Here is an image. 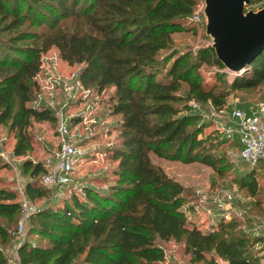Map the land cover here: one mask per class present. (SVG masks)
<instances>
[{
    "label": "trees",
    "instance_id": "16d2710c",
    "mask_svg": "<svg viewBox=\"0 0 264 264\" xmlns=\"http://www.w3.org/2000/svg\"><path fill=\"white\" fill-rule=\"evenodd\" d=\"M198 5L199 0H0V125L14 133V155L32 148L33 122H57L50 107L32 104L41 54L52 47L68 63L82 64L85 86L99 93L113 87L110 111L119 117L117 141L109 149L111 173L80 190L69 186L68 198L57 199L53 187L42 183L45 162H23L26 198L32 204L45 200L27 218V235L38 239H23L19 264H171L160 244L170 240L184 242L193 262L214 252L227 264H264V235L253 230L260 215L248 208L250 226L220 218L203 231L189 217L190 193L151 158L154 153L201 162L223 175L225 157L215 150L229 138L220 128L206 135L212 121L189 102L221 109L233 89L264 84V50L234 73L211 44L194 55L175 47L174 33L189 28L184 23ZM203 64L217 68L214 81L199 73ZM261 169L263 163L242 174L240 184L250 196H260ZM21 211L18 191L0 187V264H10L4 246L15 237Z\"/></svg>",
    "mask_w": 264,
    "mask_h": 264
},
{
    "label": "rangeland",
    "instance_id": "374dc122",
    "mask_svg": "<svg viewBox=\"0 0 264 264\" xmlns=\"http://www.w3.org/2000/svg\"><path fill=\"white\" fill-rule=\"evenodd\" d=\"M263 5L264 0H251L246 5V10L256 11ZM204 7L205 0H199L192 20L184 23L189 28L174 33L175 47L179 51H190L194 55L201 46L212 44L213 39L206 32L207 18ZM41 58V72L37 77L40 88L36 91L32 104L50 107L57 116V120L60 117L66 119L69 128L68 139L71 143L82 146L85 152L84 157L74 164L72 180L52 189L53 196L55 195L57 199L68 198L69 186L80 190L82 184L92 183L91 180L94 177L111 173L115 162L109 154V149L117 141L119 132L116 127L119 117L112 115L110 111V95L113 87H108L99 93L95 86H85L79 77L82 64H70L63 60L56 47L41 54ZM216 72L217 68L208 64H203L199 68L201 76L211 82L216 79ZM230 82L231 76L227 75L225 88ZM260 100H264V84L249 89H233L223 111L219 113L218 120L230 124L228 113L231 108L234 106L246 108L256 105ZM209 105L208 102L203 104V107L208 108ZM204 120L206 121V118ZM217 128V123L212 122L205 127L204 133L214 134ZM29 131L33 136L32 148L26 155L17 156L13 153L14 133L9 130L8 125H0V187L17 190L18 200L21 203L26 198L24 187L29 179L28 174L24 172L23 162L30 159L47 163L52 149L57 145V122H33ZM236 139L238 141V136ZM239 147L235 139H229L215 150L216 154L225 157V164L222 167L225 170L223 175H219L211 166L201 162L185 163L180 160L161 158L151 153L152 161L160 165L170 177L180 182L190 193L194 211L189 212V217L193 225L203 231L209 229L212 224H218L222 210L216 208L215 200L224 199L225 193L232 194V199L228 202L231 205V212L227 211V213L226 210L223 212H226L231 219L240 220L242 227L250 226L247 222L245 223L249 214L248 208L252 209V213L260 215L255 221L264 219V169L256 174L259 187H262L260 196H250L247 189L240 184L242 174L250 166L241 160ZM44 200L33 205L37 207ZM209 207L215 208L214 214L208 212ZM22 215L21 211L19 221L14 228V239L9 246H4V251L11 260L10 264H18L15 262L16 250L24 238L33 243L38 239L34 234L27 235L29 227L27 219L24 221V238H22L19 232ZM160 244L166 254V262L171 264H209L210 260H213L215 264H227L225 259L214 252L206 254V261L193 262L191 255L185 252L184 242L170 240L161 241ZM259 255L264 258V251Z\"/></svg>",
    "mask_w": 264,
    "mask_h": 264
},
{
    "label": "built area",
    "instance_id": "2783aa9c",
    "mask_svg": "<svg viewBox=\"0 0 264 264\" xmlns=\"http://www.w3.org/2000/svg\"><path fill=\"white\" fill-rule=\"evenodd\" d=\"M208 108L195 99H191L189 105L191 109L202 115L208 121L216 122L225 136L232 139L238 136L240 145V158L250 167H256L260 163L264 164V100L259 101L254 107L247 110L241 106H234L228 113V122L219 121V113L223 108L217 109L211 103ZM220 119V118H219ZM69 128L66 119L60 117L57 120V145L50 153L46 163L48 171L43 175V184L55 187L64 185L72 180L74 164L84 157L82 146L75 145L68 139ZM232 199V194L225 193L224 199H216L217 209L222 210L220 217L224 220H231L227 215L231 212V205L228 203ZM229 208L230 210H228ZM36 210V207L24 198L22 203V219L19 223V232L24 238V221ZM215 208L209 207L208 212L214 214ZM226 210V212H223ZM253 230L264 235V219L254 223ZM18 249V248H17ZM16 263L19 264V261Z\"/></svg>",
    "mask_w": 264,
    "mask_h": 264
},
{
    "label": "water",
    "instance_id": "95a60500",
    "mask_svg": "<svg viewBox=\"0 0 264 264\" xmlns=\"http://www.w3.org/2000/svg\"><path fill=\"white\" fill-rule=\"evenodd\" d=\"M251 0H205L206 32L226 69L240 72L264 50V5L246 10Z\"/></svg>",
    "mask_w": 264,
    "mask_h": 264
},
{
    "label": "crops",
    "instance_id": "0c3cea01",
    "mask_svg": "<svg viewBox=\"0 0 264 264\" xmlns=\"http://www.w3.org/2000/svg\"><path fill=\"white\" fill-rule=\"evenodd\" d=\"M16 257H17V259L15 260V262L19 261V260H18V251H17V250H16ZM16 257H15V258H16ZM10 261H11V260H10Z\"/></svg>",
    "mask_w": 264,
    "mask_h": 264
}]
</instances>
